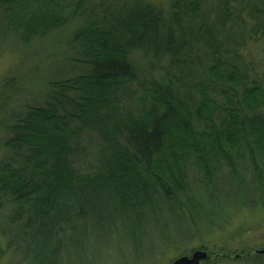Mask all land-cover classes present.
<instances>
[{"label": "trees", "instance_id": "1", "mask_svg": "<svg viewBox=\"0 0 264 264\" xmlns=\"http://www.w3.org/2000/svg\"><path fill=\"white\" fill-rule=\"evenodd\" d=\"M115 1L0 0V24L22 45L79 18L84 23L64 41L63 59L74 75L33 83L32 70L0 80V131L9 133L3 146L12 152L0 162V199L16 213L0 232L13 237L10 248L21 241L26 248L44 245L33 257L38 264L59 263L49 238L65 222L79 219L97 228L115 220L140 223L145 209L155 212L160 203L169 213L192 216L191 167L203 175L213 201L223 165L239 177L245 160L242 168L252 171L256 185L244 188L264 196V115L258 112L264 81L249 79L240 44L229 60L224 33H215L207 14L191 25L204 0H174L167 15L147 0ZM228 1L218 0L222 27L231 19ZM196 44L203 58L194 60ZM137 50L151 69L169 54L165 77L139 64ZM193 65L201 70L196 77ZM133 83L143 95L127 110ZM25 91L34 98L12 106ZM85 132L103 140L98 166L88 173L72 162Z\"/></svg>", "mask_w": 264, "mask_h": 264}, {"label": "rangeland", "instance_id": "2", "mask_svg": "<svg viewBox=\"0 0 264 264\" xmlns=\"http://www.w3.org/2000/svg\"><path fill=\"white\" fill-rule=\"evenodd\" d=\"M147 1L163 8L166 15L172 10L174 2ZM132 2L133 0H117L115 5H129ZM228 5L232 14L226 27H222L219 22L222 10L218 0H204L202 11L198 17L192 19L193 21L190 20L191 25L198 26L200 15L207 14L210 27L215 33H224L225 46H228L230 53L227 55L229 60H233V47L239 43V52L247 66L249 79L264 81V0H245L243 4L229 0ZM83 24V18H79L66 28L55 31L46 38H37L29 45L16 42L5 25L0 24V80L6 75L19 76L22 72L29 73L32 70L35 72L30 79L33 83L39 82V79L74 75L75 72L63 59L68 52L64 41ZM183 25L187 26V23ZM256 27L260 29L257 33ZM176 34L182 35L178 30ZM194 46L196 48L190 47L191 51L195 49L193 59L203 58L198 45ZM184 51L188 52L186 49ZM169 56L165 55L160 63L151 69L142 50L133 53V58L139 64H146L144 67L150 69L157 78L165 77L164 70L168 69ZM172 72L176 76L179 75L175 65ZM200 73V68L193 65L191 74L196 77ZM193 76H187L185 80L189 81ZM128 87L133 93L135 91L134 99L132 97L125 101L124 105L127 110H133L138 106V96L143 95V91L137 83ZM34 96L32 91H25L21 95L22 99L13 100L11 105L32 100ZM258 112L264 115V107L258 109ZM8 135L4 129L0 131V162H7L12 156V152L3 146ZM76 143L79 148L72 156L74 167L82 173L91 172L98 166L97 151L103 143L102 138L96 133L85 132ZM243 161H240L242 165L238 163V169L241 171L239 177H234L230 169L223 165L215 181L216 193L213 201L205 189L203 175L192 171L193 167L190 166L189 180L193 189L195 188V203L190 205L192 216L181 212L169 213L163 203H160L155 212L147 207L145 218L140 223L115 220L116 225L108 223L105 227L97 228L86 225L83 221L80 224L79 219H75L72 223L62 224L63 230L58 235L54 232L50 236V249L58 252V264H173L177 258L183 255L191 256L199 249L213 255L209 261H201V264H264V257L234 258L236 254L260 248L264 242V196H255L252 189L244 188L246 184L256 185V182L253 180L252 171L243 170ZM246 161L249 166V160ZM72 202L76 204L78 200ZM13 208L14 206L0 199V228L3 231L9 228L12 224L10 219L16 216ZM6 233L0 232V264H38L33 257L36 252L44 249V245L26 248V243L21 241L20 244L15 242L14 247L10 248L13 237ZM227 252L233 257L225 256Z\"/></svg>", "mask_w": 264, "mask_h": 264}, {"label": "water", "instance_id": "3", "mask_svg": "<svg viewBox=\"0 0 264 264\" xmlns=\"http://www.w3.org/2000/svg\"><path fill=\"white\" fill-rule=\"evenodd\" d=\"M257 253L264 254V250H257ZM209 253L206 250H196L191 256L183 255L177 258L173 264H201V261L207 260Z\"/></svg>", "mask_w": 264, "mask_h": 264}, {"label": "flooded vegetation", "instance_id": "4", "mask_svg": "<svg viewBox=\"0 0 264 264\" xmlns=\"http://www.w3.org/2000/svg\"><path fill=\"white\" fill-rule=\"evenodd\" d=\"M257 250H264V242L263 243H261V245H260V248H258V249H256V250H254V251H250V252H247V253H244V254H236V255H234V258H250V257H252V256H254V257H256V258H263L264 257V254H259V253H257ZM213 255L209 252V257H208V259L207 260H204V261H209L210 259H211V257H212ZM217 256V255H216ZM225 256H228V257H233V256H231V253L230 252H227L226 254H225ZM204 261H202V262H204Z\"/></svg>", "mask_w": 264, "mask_h": 264}]
</instances>
